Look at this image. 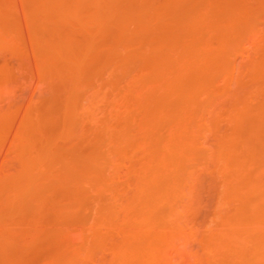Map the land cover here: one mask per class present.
<instances>
[{"label":"rangeland","instance_id":"obj_1","mask_svg":"<svg viewBox=\"0 0 264 264\" xmlns=\"http://www.w3.org/2000/svg\"><path fill=\"white\" fill-rule=\"evenodd\" d=\"M84 1L0 0V264H251L264 0Z\"/></svg>","mask_w":264,"mask_h":264},{"label":"bare ground","instance_id":"obj_2","mask_svg":"<svg viewBox=\"0 0 264 264\" xmlns=\"http://www.w3.org/2000/svg\"><path fill=\"white\" fill-rule=\"evenodd\" d=\"M46 1H47V0H46ZM52 1H53V0H52ZM83 1H84V0H54V3H53V2H52V3L50 2V6H51V4H53V9H54L53 11H50V13L53 12L54 15H55V13H56L57 15H62V16H64L63 19H65V17H69V18L72 17V18H73V17H75V16H78V13H79V6H80V4H81ZM84 2H85V1H84ZM46 3L49 4V1L46 2ZM47 4H45V5H47ZM99 4H100V3H99ZM108 5H109V4H108ZM110 5H111V4H110ZM85 6H86V5H85ZM45 7H47V6H45ZM110 7H111V6H110ZM112 7H113V6H112ZM47 8H48V7H47ZM51 8H52V7H51ZM44 9H46V8H44ZM47 12H48V10H47ZM81 13H82V12H81ZM84 14H85V13H84ZM47 15H48V14H47ZM50 16H51V15H50ZM81 16H82V15H81ZM72 18H71V20H72ZM79 18H80V17H79ZM79 18H78V19H79ZM82 19H83V18H82ZM56 20H57V19H56ZM73 20H74V19H73ZM58 21H59V20H58ZM76 21H77V20H76ZM83 22H84V21H83ZM66 44H67V43H65V45H66ZM63 46H64V45H63ZM66 46H67V45H66ZM69 47H70V46H69ZM64 48H65V47H64ZM65 49H67V48H65ZM71 49H72V48H71ZM56 50H58V49H56ZM69 51H70V50H69ZM57 52H58V51H57ZM68 54H69V52H68ZM70 55H71V54H70ZM72 55H73V54H72ZM73 57H74V56H73ZM73 61H74V59H73ZM75 61H76V60H75ZM75 63H76V62H75ZM156 108H157V107H156ZM161 108H162V107H161ZM153 109H155V108H153ZM158 109H159V108H158ZM155 110H156V109H155ZM163 110H164L163 112H167V110L165 111L164 108H163ZM160 111H162V110L160 109ZM160 111H158V112H160ZM154 112H155V111H154ZM154 112H152V113H154ZM163 112H162V117H161V118H163V116H164V115H163ZM155 114H157V113H155ZM158 114H159V113H158ZM158 114H157V115H158ZM160 114H161V112H160ZM160 114H159V115H160ZM164 114H165V113H164ZM153 115H154V114H153ZM153 115H151V117H153ZM157 115H155L156 118H157ZM151 117H150V118H151ZM158 117H160V116H158ZM164 117H165V116H164ZM158 119H160V118H158ZM163 119H164V118H163ZM167 143H168V142H167ZM167 143H166V144H167ZM170 143H171V141H170ZM170 143H168V144H169V145H168L169 147L171 146ZM172 143H174V142H172ZM172 143H171V144H172ZM164 145H165V144H164ZM172 145H173V144H172ZM166 146H167V145H165L164 148H166ZM168 146H167V147H168ZM174 146H176L175 149H177V145H174ZM178 146H179V145H178ZM228 148H229V147H226V149H228ZM167 149H168V148H167ZM167 149H166V150H167ZM171 149H172V147H171ZM175 149H174V151H175ZM229 149H230V148H229ZM158 150H160V149L157 148V151H158ZM166 150H165V151H166ZM168 150H170V148H169ZM153 151H154V150H153ZM157 151H156V153H158V152L160 153V151H158V152H157ZM175 152H176V151H175ZM177 152H179V151H177ZM224 152H225V151H224ZM161 153H162V154L160 155V158H157V157H156V159L159 160V161H158V164H160V166L162 165L161 167L163 168V167H164V166H163V164H164V160L166 159V161L169 160V162H170V158L168 159L167 156H166V158L163 157V152H161ZM170 153H171V152H170ZM180 153H181V152H180ZM228 153H229V152H228ZM164 155H165V154H164ZM150 156H151V155H150ZM150 156H149L148 158H151L152 160H151V162L148 160L149 165H150V163H152V161L154 162V159H153L152 157H150ZM161 157H162V158H161ZM221 157H223V156H221ZM163 158H164V160H163V162H162L163 164H161V159H163ZM228 158H231V157H228ZM167 159H168V160H167ZM232 159H233V158H232ZM171 160H172V159H171ZM166 161H165V162H166ZM232 161H233V160H232ZM148 162H147V164H148ZM156 162H157V160H156L154 163H156ZM159 162H160V163H159ZM166 163L168 164V162H166ZM167 164H164V165L168 166ZM152 165H154V164L152 163V164H151V167H152ZM241 165H242V164H241ZM156 166H157V168L159 167V165H156ZM156 166H154V168H155ZM146 167H148V166H146ZM149 167H150V166H149ZM149 167H148V168H149ZM151 167H150V169H151ZM161 167H159V169H161ZM241 168H242V167H241ZM243 168H244V167H243ZM146 169H147V168H146ZM146 169H145V170H146ZM159 169H158V170H159ZM165 169H166V168H165ZM147 170H148V169H147ZM147 170H146V171H147ZM151 170H152L151 173H150V171L148 172V173H150V175H151V174H154V172L157 171L156 169H155L156 171H155L154 169H151ZM153 170H154V172H153ZM237 170H239V169H237ZM240 170H242V169H240ZM160 171H161V170H160ZM143 172H144V170H143ZM143 172H142V173H143ZM158 172H159V171H158ZM158 172H156V175L158 174V176H160V177H161V176H162V177L165 176V175H163V174L161 175V174H160L161 172H159V173H158ZM145 174H147V172H145ZM154 175H155V174H154ZM154 175H153L152 177H154ZM244 175H245L246 177L248 176V175H246V174H244ZM142 176H143V174H142ZM144 176H145V175H144ZM144 176H143L142 178H144ZM147 176H148V175H147ZM158 176H155V177H156V178H160V177H158ZM242 176H243V175H242ZM149 178H151V176H149L148 178H146L145 181H147V179H148V181H149ZM156 178H155V179H156ZM164 178H165V177H164ZM240 178H241V177H240ZM247 178H249V177H247ZM161 179L163 180V182L165 181V179H163V178H161ZM254 179H255V178H254ZM257 179H258V178H257ZM142 180H143V183H145V182H144V179H142ZM151 180H152V178H151ZM156 180H157V179H156ZM156 180H155V181H156ZM162 180H161V181H162ZM241 180H242V179H241ZM155 181H154V179H153V182H155ZM159 181H160V180H159ZM242 181H243V180H242ZM246 181H247V180H246ZM249 181H250V180H249ZM251 181H252V180H251ZM258 181H259V180H258ZM163 182H161V183L164 184ZM155 183H158V181L155 182ZM166 183H167V181H166ZM166 183L164 184L165 186L163 185V186L165 187V189L167 188ZM249 183H251V182H249ZM252 183H253V182H252ZM162 184L159 183V185H161V186H162ZM243 184H245V182L242 183V185H243ZM247 184H248V183H247ZM247 184H246V185H247ZM144 185H145V184H144ZM249 185H251V184H249ZM253 185H254V183H253ZM253 185H251V187H254ZM140 186H141V185H140ZM152 186H154V184H153ZM234 186H235L234 188H236V187L238 188V185H234ZM142 187H144V186H142ZM164 187H163V188H164ZM246 187H247V186H246ZM251 187H250V189H252ZM163 188L161 189V191H162V192L164 191V194H163V195H165V190H164ZM242 188H243V187H242ZM244 188H245V186H244ZM247 188H248V187H247ZM167 189H168V188H167ZM229 189H230V188H229ZM250 189L248 188V190H250ZM254 189H255V188H254ZM145 190H146V188H145ZM158 190H159V189H158ZM231 190H232V189H231ZM236 190H237V189H236ZM238 190H239V189H238ZM245 190H246V188H245ZM245 190H244V191H245ZM260 190H261V189H260ZM152 191H153V190H152ZM256 191H257V190H256ZM147 192H148V194H149V191H148V190L145 191L144 193L146 194ZM234 192H235V191H234ZM237 192H238V191H237ZM237 192H236V193H237ZM251 192H252V191H251ZM225 193H227V192H225ZM225 193H223V194H225ZM145 194H144V195H145ZM155 194H156V195H155ZM155 194L153 193V195H155L156 197H158L160 193H159L158 195H157V193H155ZM223 194H222V195H223ZM254 194H255V193H254ZM166 195H168V193H166ZM166 195H165V196H166ZM222 195L220 196V198L222 197L221 199L224 200V196H222ZM246 195H247V194H246ZM249 195H250V194H249ZM145 196H146V195H145ZM161 196H162V194H161ZM142 197H143V196H142ZM147 197H148V196H147ZM159 197H160V196H159ZM166 197H167V196H166ZM261 197H262V196H261ZM162 198H165V197H162ZM162 198H161V199H162ZM167 198H168V197H167ZM167 198H165V199H167ZM226 198H227V197H226ZM232 198H233V197H232ZM235 198L238 199V196H237V197L235 196ZM161 199H160V200H161ZM233 199H234V198H233ZM254 199H255V198H254ZM257 199H258V198H257ZM261 199H262V198H261ZM146 200H147V199H146ZM146 200L144 199L145 203H146ZM222 200H221V201H222ZM227 200H228V199H227ZM135 201H136V200H135ZM144 201H139V204H140L141 202L144 203ZM162 201H164V200L162 199ZM224 201H225V200H224ZM260 201H261V200H259V203H260ZM137 202H138V201H137ZM137 202H135V203H137ZM150 202H151V201H150ZM150 202H148V203L150 204ZM219 202H220V201H219ZM222 202H223V201H222ZM225 202H226V201H225ZM154 203H155V202H154ZM156 203L158 204V202H156ZM156 203H155V205H156ZM220 203H221V202H220ZM228 203H229V201H228ZM252 203H253V202H252ZM137 204H138V203H137ZM250 204H251V203H250ZM257 204H258V203H257ZM145 205L147 206V203L144 204V206H145ZM150 205H151V204H150ZM150 205L148 206V208H150ZM152 205H153V206H151V207H154V204H153V203H152ZM254 205H256V204L254 203L253 206H254ZM258 205H259V204H258ZM138 206H139V205H138ZM138 206H137V207H138ZM141 206H142V207H141ZM146 206H145V207H146ZM259 206H260V205H259ZM137 207H136V208H137ZM140 207H141L142 209H145V207L143 208V204H142V205L140 204ZM256 207L258 208L257 205H256ZM148 208H146V210H147ZM156 208L158 209V207H156ZM156 208L154 207V209H156ZM254 208H255V207H254ZM262 208H264V207H262ZM150 209H151V208H150ZM150 209H149V210H150ZM146 210H145V211H146ZM152 210H153V209H152ZM152 210H150L149 212H151ZM158 210H159V209H158ZM258 210H259V209H258ZM258 210H257V211H258ZM262 210H264V209H262ZM137 211H138V210H137ZM156 211H157V210H156ZM167 211H168V210H167ZM146 212H147V211H146ZM146 212H144V213H146ZM152 212H153V211H152ZM240 212H241V211H240ZM242 212H243V210H242ZM250 212H251V210H250ZM255 212H256V211H255ZM137 213H138V212H137ZM140 213H141V212H140ZM142 213H143V212H142ZM147 213H148V212H147ZM244 213H245V211H244ZM244 213H242V215H243ZM246 213H247V212H246ZM258 213H259V211H258ZM138 214H139V213H138ZM151 214H152V213H150L149 215H151ZM252 214H253V213H252ZM249 215H250V214H249ZM249 215H248V216H249ZM238 216H239V215H238ZM253 216H254V215H253ZM253 216H252V217H253ZM261 216H264V215H261ZM146 217H147V216H146ZM146 217H145V218H146ZM236 217H237V216H236ZM246 217H247V216H246ZM246 217H244V218H246ZM250 217H251V216H250ZM148 218H149V217H148ZM148 218H147V219H148ZM238 218H240V216H239ZM254 218H257V214H256V217H254ZM260 218H261V217H260ZM262 218H264V217H262ZM140 219H141V218H140ZM150 219H151V218H150ZM240 219H241V218H240ZM136 220H137V223H136V224L138 225V219H136ZM141 220H142V222H141ZM141 220H139V221H140L141 223L146 222V223H144V224H146V226H147V222H148V220L144 221V218L141 219ZM233 220H234V219H233ZM238 220H239V219H238ZM150 221H151V220H150ZM229 221H230V220H229ZM235 221H236V220H235ZM242 221H243V222H240V221H239V227H240V228H239V231H238L239 233H236V232H235V233H234L235 235H234V234H233L234 236L232 235V242L235 243V244H236V241L234 242V241H233V238H236V237H242V238H243V236L245 237V234L254 232V229H255V232H256V229L258 228V227L256 228V225H257V221H258V220H257V221H255V220H250V221L246 222V221L243 219ZM244 221H245V223H244ZM135 222H136V221H135ZM140 222H139V224H140ZM230 222H231V221H230ZM149 223H150V222H149ZM236 223H237V222H236ZM230 224H232V223H230ZM233 224H234V223H233ZM237 224H238V223H237ZM240 224H241V225H240ZM258 225H259V224H258ZM258 225H257V226H258ZM260 225H261V224H260ZM140 226H141V225H140ZM259 227H260V226H259ZM261 228H264V227H260V228H259L260 231H261ZM251 230H252V231H251ZM257 230H258V229H257ZM229 231H230V230H229ZM249 231H250V232H249ZM224 232H225V231H224ZM224 232H223V233H224ZM261 232H262V231H261ZM226 233L228 234L227 231H226ZM232 233H233V232H232ZM256 233H258V235H259V232H256ZM221 234H222V233H221ZM227 236H229V235H227ZM230 236H231V235H230ZM230 236H229V237H230ZM246 236H247V235H246ZM219 237H220V235H219ZM225 237H226V236H225ZM255 237H256V235L254 236V245L252 244V245H253V251L251 252V255H250V256H247V257H249V258H248V262H251V264H264V239H261V238H260V239H259V238L255 239ZM215 238H216V237H215ZM140 239H141V238H140ZM221 239H222V237H221ZM223 239H224V238H223ZM223 239H222V240H223ZM229 239H230V238H229ZM239 239H240V238H239ZM247 239H248V238H247ZM247 239H245V241H247ZM166 240H167V239H166ZM234 240H235V239H234ZM237 240H238V239H237ZM139 241H140V240H139ZM216 241H217V240H216ZM219 241H221V240H219ZM226 241H227V239H226ZM229 241H231V240H229ZM159 242H160V241H159ZM161 242H162V241H161ZM165 242L168 243L167 241H165ZM221 242H223V241H221ZM232 242H231V243H232ZM142 243H143V242H142ZM163 243H164V242H163ZM216 243H217V242H216ZM248 243H249V242H248ZM143 244H144V243H143ZM221 244H222V243H221ZM225 244H227V243H225ZM229 244H230V243H229ZM239 244H240V243H239ZM239 244H238V245H239ZM246 244H247V242H246ZM131 245H132V244H131ZM139 245L143 246L142 244H139ZM139 245H138V246H139ZM156 245H157V244H156ZM156 245H155V246H156ZM216 245H217V244H216ZM231 245H232V244H231ZM252 245H251V246H252ZM141 246H139V248H141ZM144 246H145V244H144ZM153 246H154V244H153ZM153 246H152V251H153ZM160 246H161V245H160ZM229 246H230V245H229ZM232 246H234V245H232ZM236 246H237V245H236ZM130 247L133 248L134 246H130ZM216 247H218V245H217ZM224 247H226V245H224ZM127 248L130 250L129 247H127ZM134 248H135V247H134ZM134 248H133V250H135ZM136 248H137V247H136ZM142 248H144V247H142ZM142 248H141L140 250H144V249H142ZM146 248H147V247H146ZM146 248H145V249H146ZM221 248H222V247H221ZM221 248H220V250H221ZM226 248H228V246H227ZM232 248H233V247H232ZM234 248H236V247H234ZM234 248L231 249V251H232V250L235 251ZM245 248H246V247H245ZM247 248H248V247H247ZM148 249H149V248H148ZM228 249H229V248H228ZM240 249H241V248H240ZM133 250H132V251H133ZM156 250H157V249H155V252H156ZM236 250H237V249H236ZM132 251H130V252L132 253ZM136 251H137V250H135V252H136ZM148 251H150V252H148ZM148 251H147V252L150 253V255L147 256V257H149V258L153 257V259H154L155 257H154V256H151V254H152L151 249H149ZM157 251H158V250H157ZM160 251H161V249H160ZM135 252H134V254L137 253V252H136V253H135ZM138 252H139V251H138ZM141 252H143V251H141ZM145 252H146V251H145ZM145 252H144V253H145ZM147 252H146V254H148ZM155 252L153 253V255H155ZM221 252H222V251H221ZM237 252H238V251H237ZM237 252L235 251V253H237ZM144 253H143V254H144ZM156 253H157V252H156ZM159 253H160V252H159ZM222 253H223V252H222ZM140 254L142 255V253H140ZM220 254H221V253H220ZM159 255H160V254H159ZM228 255H229V254H228ZM245 255H246V254H245ZM248 255H249V254H248ZM131 256H133V255H131ZM134 256H135V255H134ZM134 256H133V257H134ZM139 256H140V255H139ZM144 256H145V254L142 255V256H140V257H141L142 260H144V264H145V261H146V260L142 258V257H144ZM157 256H158V255H157ZM157 256H156V257H157ZM229 256H230V255H229ZM232 256H233V255H232ZM232 256H231V257H232ZM234 256H235V255H234ZM133 257H132V259L134 260ZM140 257H139V258H140ZM147 257H146V259H147ZM244 257H245V259H246V256H244ZM244 257H243L242 255H240V252H239V254H238V256H237L236 258L239 259V261H242V260L244 261V260H245ZM136 258H137V260H138V256H137ZM157 258H158V257H157ZM157 258H156V259H157ZM132 259H131V260H132ZM141 259L138 260V262H135V264H136V263H137V264H138V263H141V262H142ZM153 259H152V260H153ZM137 260L135 259L134 261H137ZM152 260H151V262H152ZM235 260H236V259H235ZM139 261H141V262H139ZM153 261H155V262L157 261V262L159 263L161 260L158 261V259H157V260H153ZM151 262H148V260H147V263L150 264ZM248 262H247V263H248ZM230 263H231V262H230ZM119 264H120V263H119ZM159 264H160V263H159ZM241 264H242V262H241Z\"/></svg>","mask_w":264,"mask_h":264}]
</instances>
